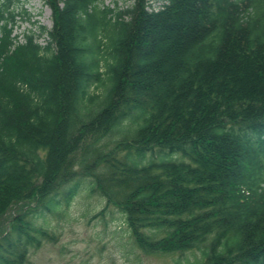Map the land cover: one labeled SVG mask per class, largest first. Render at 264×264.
<instances>
[{
	"label": "trees",
	"instance_id": "1",
	"mask_svg": "<svg viewBox=\"0 0 264 264\" xmlns=\"http://www.w3.org/2000/svg\"><path fill=\"white\" fill-rule=\"evenodd\" d=\"M101 1L46 0L42 46L0 0V264L83 188L144 253L264 264V0Z\"/></svg>",
	"mask_w": 264,
	"mask_h": 264
},
{
	"label": "rangeland",
	"instance_id": "2",
	"mask_svg": "<svg viewBox=\"0 0 264 264\" xmlns=\"http://www.w3.org/2000/svg\"><path fill=\"white\" fill-rule=\"evenodd\" d=\"M19 10H27L28 16L17 18L14 35L24 42L29 32L46 46L47 35L41 34L42 28L52 30L54 26L52 10L46 0H21ZM134 4L133 0H102L100 7L125 11ZM127 19V18H126ZM106 201L90 191L82 192L74 200L64 215L47 216L50 231L54 238L45 241L39 249H32L26 264H186L201 260L199 251L186 254L162 255L142 252L124 225L122 215L113 207L104 215ZM17 214L13 210L8 219ZM43 226V221L39 219Z\"/></svg>",
	"mask_w": 264,
	"mask_h": 264
}]
</instances>
